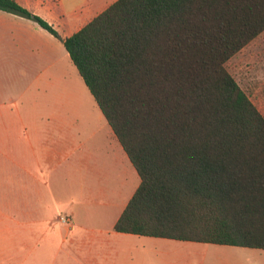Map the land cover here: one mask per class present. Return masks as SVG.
<instances>
[{
	"label": "trees",
	"instance_id": "trees-1",
	"mask_svg": "<svg viewBox=\"0 0 264 264\" xmlns=\"http://www.w3.org/2000/svg\"><path fill=\"white\" fill-rule=\"evenodd\" d=\"M59 40L139 177L117 233L264 250V116L226 63L264 0H116Z\"/></svg>",
	"mask_w": 264,
	"mask_h": 264
},
{
	"label": "crops",
	"instance_id": "crops-1",
	"mask_svg": "<svg viewBox=\"0 0 264 264\" xmlns=\"http://www.w3.org/2000/svg\"><path fill=\"white\" fill-rule=\"evenodd\" d=\"M13 1L66 38L116 0ZM67 58L62 43L36 22L0 10V172L5 179L17 169L19 178L18 264H105L106 243L142 237L113 229L139 177L112 131L101 144L77 138L74 110L66 108L75 98ZM60 97L66 99L63 110L48 102L46 110L38 108L39 100ZM10 130L17 132L12 143ZM98 144L108 149L109 162ZM3 208L8 212L10 204ZM2 221L11 216L5 213ZM5 232L10 228L1 227L2 244Z\"/></svg>",
	"mask_w": 264,
	"mask_h": 264
},
{
	"label": "rangeland",
	"instance_id": "rangeland-1",
	"mask_svg": "<svg viewBox=\"0 0 264 264\" xmlns=\"http://www.w3.org/2000/svg\"><path fill=\"white\" fill-rule=\"evenodd\" d=\"M66 60L73 70L75 94L72 104L69 102L70 98L68 99L66 108L67 110H74L75 127L80 129L77 132V138L88 140L91 143L98 141L100 144L103 140L108 141L106 132L111 131L108 124L78 75L76 68L68 58ZM226 69L264 116V32L235 54L226 63ZM61 91L56 90L59 94L62 93ZM68 91L70 92V88ZM65 101L66 99L62 97L39 100L41 106L38 108L46 110L42 104L48 102L52 110H63ZM20 107L21 104H19ZM16 136L17 132L10 130V143ZM97 146L104 160L109 162L108 149L102 148V145L99 146V144ZM9 148L14 152L17 149L11 146ZM12 172V177L5 179H2L0 172V264H18L20 256L17 226L19 178L17 169H13ZM6 203L10 204L8 212L3 208ZM14 207L15 211L13 210ZM5 213L11 216V221H2V215ZM1 227L10 228L9 233L3 234L7 240L4 244L1 242ZM138 238L139 242L106 243V250L103 255L105 264H264V250L152 237ZM145 239L162 243L146 246L140 241Z\"/></svg>",
	"mask_w": 264,
	"mask_h": 264
},
{
	"label": "built area",
	"instance_id": "built-area-1",
	"mask_svg": "<svg viewBox=\"0 0 264 264\" xmlns=\"http://www.w3.org/2000/svg\"><path fill=\"white\" fill-rule=\"evenodd\" d=\"M63 222H65V223H68V219L67 218H62L61 219Z\"/></svg>",
	"mask_w": 264,
	"mask_h": 264
}]
</instances>
